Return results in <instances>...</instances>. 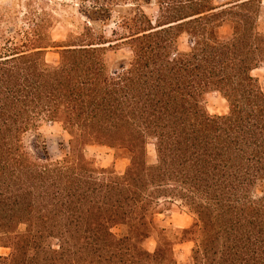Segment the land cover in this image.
Instances as JSON below:
<instances>
[{"label": "trees", "instance_id": "trees-1", "mask_svg": "<svg viewBox=\"0 0 264 264\" xmlns=\"http://www.w3.org/2000/svg\"><path fill=\"white\" fill-rule=\"evenodd\" d=\"M29 1L27 27L0 35V264H180L185 242V264H264L261 1L156 0L152 20L151 0H76L62 41L57 2ZM128 4L110 36L92 26ZM209 92L226 113H208ZM45 123L69 135L59 159ZM90 145L127 165L96 166ZM174 201L193 218L171 231L155 216Z\"/></svg>", "mask_w": 264, "mask_h": 264}, {"label": "rangeland", "instance_id": "rangeland-1", "mask_svg": "<svg viewBox=\"0 0 264 264\" xmlns=\"http://www.w3.org/2000/svg\"><path fill=\"white\" fill-rule=\"evenodd\" d=\"M56 1L57 11L55 14L60 18V22L51 30V38L53 41H62L66 37L68 29H78L79 24L84 18H80L75 12L72 11L71 5L74 4L76 0H53ZM214 5L227 4L232 0H212ZM261 1V15L260 21L264 22V0ZM55 2V3H56ZM63 5H59V4ZM67 6H66V5ZM156 0H151L149 7H144V11L153 20L157 13ZM32 3L29 0H0V35L5 33L7 29H25L27 27L28 11L32 7ZM34 6H37L35 3ZM228 6V5H226ZM131 4L120 6L116 8L114 18L109 24L102 26L100 23H92V26L96 30L103 29L105 35L110 36L112 30H118L116 25L117 14L127 13ZM225 7V6H224ZM66 21V19H71ZM120 31V30H119ZM57 50L50 48L45 53V59L49 62H54L58 58ZM116 55H128L129 51L124 45L120 46V49L115 51ZM109 58H112L110 52ZM252 75L257 77L259 83L264 86V65L252 71ZM204 105L209 114H224L227 112V104L225 99L217 92H209L204 96ZM42 131L45 134V142L47 151L52 160L59 159L62 156V150L59 144L62 145L63 149L67 151L68 149V139L69 135L64 131L60 124L45 123L42 127ZM31 138L30 134L26 135L25 140L28 141ZM148 153L154 158V147L151 143L148 145ZM85 156L94 161L95 165L98 167H108L114 165L116 172H122L124 167L127 165L128 160L126 157L113 155V150L98 145H90L85 148ZM167 207L166 204H162V207ZM193 215L188 212V209L181 205L180 201H174V206L170 209H164L161 213L155 216L156 221L162 227H165L171 231H176L179 228L188 226L192 221ZM112 231L116 234L120 233L119 227L112 228ZM191 242H185L175 246V254L178 262L180 264L187 263L189 251L191 248ZM155 246V240L149 239L147 242V248L153 250ZM9 249L0 246V255H6Z\"/></svg>", "mask_w": 264, "mask_h": 264}]
</instances>
